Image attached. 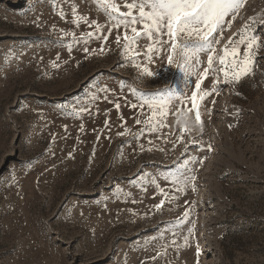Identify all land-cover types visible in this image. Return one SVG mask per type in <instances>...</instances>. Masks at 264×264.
Wrapping results in <instances>:
<instances>
[{
  "label": "rangeland",
  "instance_id": "1",
  "mask_svg": "<svg viewBox=\"0 0 264 264\" xmlns=\"http://www.w3.org/2000/svg\"><path fill=\"white\" fill-rule=\"evenodd\" d=\"M106 16L0 0V264H264V0L216 46L242 60L258 38L248 74L216 62L191 111L206 54L179 69L146 38L125 54Z\"/></svg>",
  "mask_w": 264,
  "mask_h": 264
},
{
  "label": "snow or ice",
  "instance_id": "2",
  "mask_svg": "<svg viewBox=\"0 0 264 264\" xmlns=\"http://www.w3.org/2000/svg\"><path fill=\"white\" fill-rule=\"evenodd\" d=\"M245 2L246 0H124L121 5L119 0H97V4L107 13L106 19L109 21L111 29L118 32L115 40L116 44L119 45L122 41L125 42V54L132 51V45L139 48V41L144 38L151 42L143 53L144 55L153 52V45H159L161 50L167 45L169 53L167 63L169 65L176 63L179 69H184L187 61L197 57L199 53L206 54L207 67L197 74L198 79L195 83L197 91L192 92V106L189 111L197 108V92L201 89L203 80L208 78L209 72L217 71L214 67L216 62L221 66L219 71L226 78L232 75L236 82H239L242 75L248 74L249 65L253 63L252 49L258 42V38L255 36L248 42L242 60L236 59L240 56V52L238 42L233 37L228 38V44L222 49L223 55L216 56V46L223 39L225 26L231 27L238 10ZM228 17H231V19H227ZM91 24L92 22H90V26ZM87 35L91 37L93 34L90 32ZM234 36H240V42H242V33L234 34ZM163 37H167V39L164 40ZM104 38L106 39V37ZM229 46H231V51H229ZM85 51H88V49H85ZM135 55H141V53L135 52ZM176 55L181 57L179 61L175 60ZM229 56L233 58L230 62H228ZM152 59L153 57L148 55V60L151 61ZM196 63L198 64L200 61L196 59ZM144 72L149 76L154 75L147 68L144 69ZM161 94L167 95V92L161 90ZM209 94V91L204 93V95ZM199 99H203V96ZM171 100L170 97L166 101L149 100L145 103L150 107L153 104L167 106L171 103ZM115 106L117 109L120 108L118 103ZM132 107L135 108L137 105L133 104ZM179 111L177 109V112ZM160 115L163 116L166 113L161 111ZM195 119L197 123H202L198 111ZM137 123L139 124L141 121L137 120ZM181 131H191V129H182ZM195 179V176H192L185 183H191ZM164 203L165 201L161 200L154 207L159 210ZM184 215H188V213L186 212ZM197 255H199V251Z\"/></svg>",
  "mask_w": 264,
  "mask_h": 264
}]
</instances>
